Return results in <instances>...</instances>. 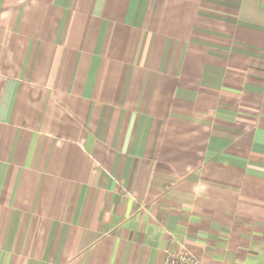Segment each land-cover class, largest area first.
I'll list each match as a JSON object with an SVG mask.
<instances>
[{"label": "crops", "instance_id": "0c3cea01", "mask_svg": "<svg viewBox=\"0 0 264 264\" xmlns=\"http://www.w3.org/2000/svg\"><path fill=\"white\" fill-rule=\"evenodd\" d=\"M264 264V0H0V264Z\"/></svg>", "mask_w": 264, "mask_h": 264}, {"label": "built area", "instance_id": "2783aa9c", "mask_svg": "<svg viewBox=\"0 0 264 264\" xmlns=\"http://www.w3.org/2000/svg\"><path fill=\"white\" fill-rule=\"evenodd\" d=\"M165 264H204L196 256L186 250L178 253H168L165 259Z\"/></svg>", "mask_w": 264, "mask_h": 264}]
</instances>
